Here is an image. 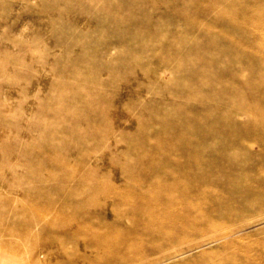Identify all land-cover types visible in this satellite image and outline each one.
Segmentation results:
<instances>
[{
  "label": "rangeland",
  "instance_id": "1",
  "mask_svg": "<svg viewBox=\"0 0 264 264\" xmlns=\"http://www.w3.org/2000/svg\"><path fill=\"white\" fill-rule=\"evenodd\" d=\"M261 115L264 0H0V264H264Z\"/></svg>",
  "mask_w": 264,
  "mask_h": 264
},
{
  "label": "bare ground",
  "instance_id": "2",
  "mask_svg": "<svg viewBox=\"0 0 264 264\" xmlns=\"http://www.w3.org/2000/svg\"><path fill=\"white\" fill-rule=\"evenodd\" d=\"M258 115H259V114H258ZM263 116H264V115H263ZM263 116L261 115V117L259 116V118H262ZM257 117H258V116H257ZM254 118H255V117H254ZM259 118H258V119H259ZM263 119H264V117H263ZM140 147H141V146H140ZM141 148H143V147H141ZM161 177H162V176H161ZM124 196H125V195H124ZM126 200H127V199H126ZM126 200H125V201H126ZM130 200H131V199H130Z\"/></svg>",
  "mask_w": 264,
  "mask_h": 264
}]
</instances>
